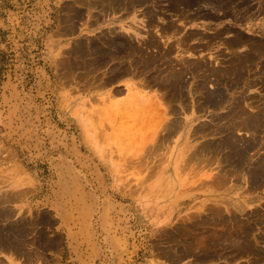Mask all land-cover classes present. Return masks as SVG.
I'll return each instance as SVG.
<instances>
[{
  "label": "rangeland",
  "instance_id": "1",
  "mask_svg": "<svg viewBox=\"0 0 264 264\" xmlns=\"http://www.w3.org/2000/svg\"><path fill=\"white\" fill-rule=\"evenodd\" d=\"M212 1L123 0L90 11L87 0H0V232L26 226L22 249L0 245V264H264L239 245L252 226L245 242L264 255V178L253 186L223 145L230 135L238 147L255 140L245 159L264 162V0ZM115 33L154 37L148 52L171 49L158 63L207 70L185 71L184 97L144 83L154 69L107 84L116 59L87 72L95 55L79 46ZM247 53L254 59L237 83L232 65ZM130 81L153 107L143 111ZM217 88L225 98L212 105ZM237 101L263 119L241 125ZM176 118L168 135L165 121Z\"/></svg>",
  "mask_w": 264,
  "mask_h": 264
},
{
  "label": "bare ground",
  "instance_id": "2",
  "mask_svg": "<svg viewBox=\"0 0 264 264\" xmlns=\"http://www.w3.org/2000/svg\"><path fill=\"white\" fill-rule=\"evenodd\" d=\"M110 1V0H109ZM108 1V3L110 4H108V6H107V3H102V2H100V3H98V1H96V2H92V1H88L87 0V3H86V6H88L89 7V10L91 11V9L94 7V8H96V7H99L101 4H103V6H104V8L103 9H105L106 10V7H107V9L108 8H110V9H117V8H119V6H121L122 5V3H124L123 2V0H111L110 2ZM131 1V0H130ZM148 1V0H147ZM185 3V2H184ZM221 2L220 1H218L217 2V0H213L212 1V5H214V7L215 6H217V5H219ZM85 4V3H84ZM125 5H127V4H125ZM149 6V5H148ZM123 7H124V5H123ZM147 8V7H146ZM110 9H108V11L110 10ZM75 11V12H74ZM74 11H73V15H71V16H73L75 19H76V17H77V10L76 9H74ZM107 11V10H106ZM112 12V11H111ZM69 13V12H68ZM70 14V13H69ZM72 14V13H71ZM80 14V13H79ZM240 16V15H239ZM240 17H242V16H240ZM152 22H153V19L151 20V18H150V21H149V23H148V25L146 24L145 26H150L151 24H152ZM153 24H154V22H153ZM170 31V30H169ZM147 33H149V28H148V31H147ZM190 35H196V34H193V33H191ZM191 37V36H190ZM105 38H106V36H105ZM184 38V37H183ZM190 39V38H189ZM232 40V39H231ZM230 42V41H229ZM83 43V42H82ZM81 43V44H82ZM157 43V41H156V39L154 38V37H150L149 35H147V38H144L143 40H129V39H126L125 37H123V36H121L120 34H117V33H115L114 35H112V36H108L105 40H103V39H101L100 41H95V42H90L87 46H86V48H85V44L84 45H81V46H79V53L83 56V55H87V54H90L91 55V53H92V55L94 54L95 56H94V58L89 62V63H87L86 64V68L88 67V70H87V72L89 71V72H94L95 70L97 71V67H99V66H103V64H107L108 63V60L110 59V61L112 60V59H116L115 61H117L116 62V64H113V66H112V68H110L111 69V74H109L108 75V77H107V79H105V83H111V82H113V81H115V80H118L119 78L121 79L122 78V76H124L125 74H133V72H137L138 74L141 72H143V70L144 69H148V71L147 72H150L151 70H153L154 69V71H151L149 74H150V77L147 79H145L144 80V83H147L148 82V84H153V83H157V84H159L160 86L162 85V86H166V87H172L173 88V90L175 89L176 90V94L179 96V97H184V96H186L185 94V91H184V89H185V83H184V79H183V74L185 73V71L187 72V71H191V66H189V68H188V66L185 64L184 66H180V68L177 66V63H175L173 60H171L170 62H168V63H166V64H161V63H158V62H160L159 60H161L162 59V56H164L166 53H169V52H172L171 51V49L170 50H166V49H164L162 52H159L158 54H156L155 52L153 53V52H148L147 51V48H150L152 45H154V44H156ZM180 43V42H179ZM255 44H257V43H255ZM251 45V44H250ZM170 47V46H169ZM198 47V46H197ZM253 47V46H252ZM260 48V47H259ZM259 48H258V50H259ZM261 50H262V48H261ZM77 51V50H76ZM168 51V52H167ZM128 54V55H130V56H132V58L131 59H129L128 61L127 60H124V59H122L121 57L124 55V54ZM169 55V54H168ZM167 55V56H168ZM88 56V55H87ZM167 56H165V57H167ZM254 56V55H253ZM164 57V58H165ZM123 58H124V56H123ZM237 58H239L238 60H236L235 61V63H233V67H232V69H231V77H233V78H235V80H236V82L238 83V82H240V80H242V78L244 77V73H245V71L246 70H244V69H246L245 68V66L246 65H249V64H252V62H253V59H252V57H251V55H249L248 53L247 54H244V56L243 57H241V56H239V57H237ZM90 59V58H89ZM166 59V58H165ZM164 59V60H165ZM119 60V61H118ZM167 60V59H166ZM128 64H127V63ZM198 62V61H197ZM195 63L194 65H193V68H192V70H193V73H195L197 76H198V74L200 73V69H202L203 70V68H204V70L203 71H205L206 72V68H205V65H203L202 63ZM158 63V64H157ZM189 63V62H188ZM126 64H127V66H126ZM231 64H232V62H231ZM84 65V64H83ZM80 67V66H79ZM84 67V66H83ZM157 67V68H156ZM140 68H143V70H141ZM138 69H140V71L138 70ZM228 69V68H227ZM230 69V68H229ZM145 71V70H144ZM226 71H229V70H226ZM108 72V71H107ZM250 72V71H249ZM258 72V71H257ZM140 73V74H141ZM204 73V72H203ZM209 73V72H208ZM222 71L221 70H219V72H217V75H219L218 77V79H221L220 77H221V75H222ZM225 73V72H224ZM206 74V73H205ZM226 74V73H225ZM90 75V74H89ZM92 75V74H91ZM97 75V74H96ZM134 75H136V73L134 74ZM204 75V74H203ZM224 75V74H223ZM227 75H228V73H227ZM98 76V75H97ZM97 76H95V79H98L97 78ZM200 77H202V72H201V76ZM217 77V76H216ZM224 77V76H223ZM226 77V76H225ZM94 78V77H93ZM207 78V77H206ZM92 79V78H91ZM204 80H201L202 82H204V81H206L205 80V77L203 78ZM264 79V78H263ZM101 80V79H100ZM103 80V79H102ZM225 80V79H224ZM234 80V81H235ZM248 80V79H247ZM96 81V80H95ZM143 81V80H142ZM202 82L200 83L201 85H202ZM245 82V81H244ZM260 82V81H259ZM241 83V82H240ZM246 83V82H245ZM249 81H247V86L249 85ZM228 84V83H227ZM236 84V83H235ZM255 84V83H254ZM101 85V84H100ZM99 85V86H100ZM103 85H104V83H103ZM127 85H128V87H129V90H130V92H131V94L132 95H135L136 93H138V94H140L141 95V97H143L144 98V100L146 101V102H148V105L147 106H145L144 107V109H143V111H146V109L147 108H150V107H153L152 105H153V100H151V98L149 97V96H147V95H145V94H143L140 90L142 89L141 87H140V85L139 84H136V83H134V82H127ZM144 85V84H143ZM142 85V86H143ZM158 85V86H159ZM204 85V84H203ZM203 85H202V87H203ZM242 85V84H241ZM244 85H246V84H244ZM105 86V85H104ZM161 86V87H162ZM252 86V85H251ZM96 87V86H95ZM101 87H103V86H101ZM146 87V86H145ZM147 87H148V85H147ZM165 87V88H166ZM99 88V87H98ZM169 88V89H170ZM119 88L116 90V91H118L119 92ZM160 90H161V88H160ZM172 90V89H171ZM190 90V89H189ZM112 91H110V93H111ZM109 93V96H107L108 98H107V100L108 99H112L113 97H114V94H110ZM242 93V92H241ZM175 94V96H177ZM243 94H245V93H243ZM207 95H208V93H207ZM95 96V95H94ZM162 96V95H161ZM240 96V95H239ZM96 97V96H95ZM95 97H93V98H95ZM140 97V98H141ZM218 97H220V101L221 100H224V98H225V95H224V91H222L220 88H217V89H215L213 92H211L210 93V95H208V97H206V100L210 103V104H212V105H218L219 104V100H218ZM242 97H245V96H242ZM167 98V97H166ZM177 98V97H176ZM96 99V98H95ZM99 99V98H98ZM181 99V98H180ZM204 99V98H203ZM243 99V98H242ZM242 99H240V100H242ZM97 100V99H96ZM107 100H106V102H107ZM246 100V99H245ZM157 101V100H156ZM207 102V103H208ZM114 103H115V101H114ZM154 103H155V101H154ZM181 103V102H180ZM184 103V102H183ZM241 103V102H240ZM239 103V101H237L236 103H235V107L234 108H232V110H231V108H230V110L233 112V114L235 115V116H237V117H239V118H241V125H243V126H245V127H250L251 128V126H253L254 127V125L256 126L258 123H259V121H260V118H261V114H262V112L261 111H258L256 114H254L253 115V113H252V115L251 114H248V112L246 111V109H244V107L241 105ZM251 103V102H250ZM159 104V103H158ZM160 105H162V103L160 104ZM206 105V104H205ZM238 106V107H237ZM216 107V106H215ZM161 109L164 111V112H168V110H169V108L168 107H164V109L163 108H160V111H161ZM172 109H174V106H173V108L171 107V111H172ZM154 110V109H153ZM158 110V109H157ZM177 110V109H176ZM230 110H228V112H227V114H228V116H230L231 117V113H230ZM263 110V109H262ZM152 111V110H151ZM173 112V111H172ZM264 112V111H263ZM151 113V112H150ZM160 113V112H159ZM154 114V113H153ZM164 114V113H163ZM227 114H225L224 115V117L223 118H226V115ZM160 115H161V113H160ZM227 116V117H228ZM263 116H264V114H263ZM262 116V117H263ZM221 117V116H220ZM219 117V118H220ZM221 117V118H222ZM230 117H229V119H230ZM231 118H233V117H231ZM177 119V118H176ZM261 119H263V118H261ZM163 120V119H162ZM178 120L179 119H177L175 122H172L171 123V121H170V123L169 122H167V124H166V121H168V120H164L165 121V126H166V129H168L167 130V132H168V135H170L172 132H174V131H177V128L180 126L179 125V123L180 122H178ZM232 120V119H231ZM230 120V121H231ZM147 121V120H146ZM227 121H229V120H227ZM183 122V121H182ZM232 122L235 124L236 123V121L234 122V120H232ZM232 122H231V124H232ZM262 122V121H261ZM153 123V122H152ZM228 124H230V123H227V125L225 124V126L227 127L228 126ZM156 125V124H155ZM159 125V124H158ZM160 125H161V123H160ZM163 125V126H164ZM224 125V124H223ZM222 125V126H223ZM241 125L240 124H237V126L238 127H241ZM144 126V125H143ZM221 126V125H220ZM156 127V126H155ZM200 127V126H199ZM231 127H233V126H231V125H229L228 127H227V130H229V132H231L232 133V131H233V129L231 128ZM238 127H236L235 128V126L233 127L234 129H236L237 130V128ZM244 127V128H245ZM259 127V126H258ZM150 128V127H149ZM158 128H159V126H158ZM164 128V127H163ZM202 129L201 130H206V126H203V127H201ZM242 129H243V127H241ZM240 128V129H241ZM219 129H223L222 127L221 128H219ZM152 130V129H151ZM155 130V129H154ZM164 130V129H163ZM256 130V132L258 131V129H255ZM198 131H199V129H198ZM226 131V130H225ZM162 132V131H161ZM193 132H194V134H197L196 132H197V129H196V131H194L193 130ZM234 132V131H233ZM254 132V131H253ZM255 132V133H256ZM165 133V132H164ZM193 134V135H194ZM165 135H167V134H165ZM167 135V136H168ZM233 136V135H232ZM229 138H227V140H226V138H225V142L223 143V145L225 146V147H230L231 149H230V151L229 152H232V150H235V158H233L234 159V164H236V166H237V168L238 169H235V170H241V171H243V170H247L248 171V173L249 172H251V173H249V174H251V175H249V176H251L252 178L250 179L251 180V182H252V184H253V186H255V185H258V183H259V181L262 179L261 177H263L264 178V162H259V161H254V162H248L247 161V159H245V157H247V156H245L246 155V151L249 149V146H246L247 145V143L249 142L250 144V146H251V143L252 144H254L255 146H256V144H257V142L254 140V139H256L257 140V138L256 137H253V140L254 141H250V139H248V141H246L245 142V144L243 143V145H244V147H238L237 145H235V141L236 140H232L231 139V135L230 136H228ZM235 138V137H234ZM252 138V137H251ZM236 139V138H235ZM189 141V140H188ZM217 141V140H216ZM239 141V140H238ZM237 142V141H236ZM152 143V142H151ZM153 144V143H152ZM154 145H155V142H154ZM153 146V145H152ZM204 146V145H203ZM206 146V145H205ZM221 146V145H220ZM253 146V145H252ZM155 147V146H154ZM201 147V146H200ZM156 148H157V146H156ZM219 148V147H218ZM158 149V148H157ZM206 149V148H205ZM208 149V148H207ZM209 150V149H208ZM220 151V150H219ZM156 152V151H155ZM200 152H201V149H200ZM194 154V153H193ZM224 154H226V153H224ZM230 154V153H229ZM233 155V154H232ZM151 156V155H150ZM204 156V155H203ZM210 156V155H209ZM194 157V156H193ZM218 157V156H217ZM231 158H232V156H230ZM233 157H234V155H233ZM196 158V157H195ZM216 158V157H215ZM223 158V157H222ZM149 159V158H148ZM230 159V158H229ZM228 159V160H229ZM264 159V158H263ZM211 160V159H210ZM209 160V161H210ZM206 161V160H205ZM212 161V160H211ZM223 162V161H222ZM211 163V162H210ZM217 163V162H216ZM225 163V162H224ZM155 170V169H154ZM152 171V170H151ZM228 175V174H227ZM262 182V181H261ZM252 187V186H251ZM145 191V190H144ZM215 207V206H214ZM213 210V209H212ZM6 211V210H5ZM218 212V211H217ZM2 213V212H1ZM8 213V212H7ZM6 213V214H7ZM219 213V212H218ZM6 214L4 213V215L6 216ZM11 214V213H10ZM216 214V213H215ZM13 215V214H12ZM11 215V216H12ZM4 216V217H5ZM9 219V218H8ZM258 219L260 220L259 222L261 223V224H263V226H264V213H261V215L259 214L258 215ZM24 221V220H23ZM9 222V221H8ZM22 222V221H21ZM13 224V223H12ZM20 223H18V225H19ZM14 225V224H13ZM24 225V224H23ZM22 225V226H23ZM21 225H19V227H20ZM22 226H21V228H18V229H16V230H12L11 231V229L12 228H8L7 229V231L5 232V233H1L0 232V245L1 244H3V245H5L4 247L5 248H7V247H11V245H15V243H17L16 244V246H17V248H21L22 249V247L21 246H23L22 245V241L20 242V240L22 239V237H23V233H24V230H23V228H22ZM25 226V225H24ZM249 226V225H248ZM10 227V226H9ZM16 227V226H15ZM15 227H13V229L15 228ZM26 227V226H25ZM247 227V226H246ZM252 227V226H251ZM250 227V228H251ZM250 228L249 229H245V233H246V236L248 237V234H250ZM27 229V228H26ZM229 234V233H228ZM14 236H17L18 237V240H16V242H14ZM245 236V237H246ZM244 237V241H241V242H239L240 244V247H241V250L244 252V251H248V252H252V254L254 253V254H257L258 256H264L263 255V253H262V251H261V249H259V248H254V247H252V245H251V243L252 242H245V240H247V237L245 238ZM25 244V243H24ZM238 245V246H239ZM15 246V247H16ZM3 247V246H2ZM239 247V248H240ZM8 249V248H7ZM18 250V249H17ZM230 251V250H229ZM206 252V251H205ZM210 252V251H209ZM182 254V253H181ZM204 254V253H203ZM241 254V253H240ZM253 254V255H254ZM183 255V254H182ZM196 255V254H195ZM215 257L216 255H214V253L212 254H204V258H211V257ZM183 257V256H182ZM202 259V258H201Z\"/></svg>",
  "mask_w": 264,
  "mask_h": 264
}]
</instances>
